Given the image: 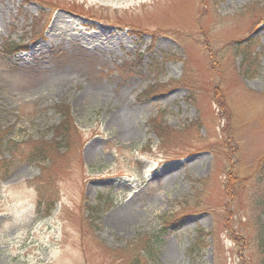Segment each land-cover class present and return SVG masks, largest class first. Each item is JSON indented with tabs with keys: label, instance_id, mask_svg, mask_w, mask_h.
Segmentation results:
<instances>
[{
	"label": "rangeland",
	"instance_id": "obj_1",
	"mask_svg": "<svg viewBox=\"0 0 264 264\" xmlns=\"http://www.w3.org/2000/svg\"><path fill=\"white\" fill-rule=\"evenodd\" d=\"M263 242L264 0H0V264H260Z\"/></svg>",
	"mask_w": 264,
	"mask_h": 264
},
{
	"label": "trees",
	"instance_id": "obj_2",
	"mask_svg": "<svg viewBox=\"0 0 264 264\" xmlns=\"http://www.w3.org/2000/svg\"><path fill=\"white\" fill-rule=\"evenodd\" d=\"M2 52L3 53H8V54H12V53H16L19 51L20 46L16 43H5L3 45V47H1ZM63 115V114H62ZM68 115L63 116V118H67ZM67 126V125H65ZM65 127H61L58 129V131H62L61 134L67 132L68 130L64 131ZM60 134V133H59ZM63 137V135L61 136V138ZM64 140V139H63ZM5 146H11L10 144H7ZM41 150V149H40ZM40 150H36L34 153L32 154H28V157L32 158V160H36V158H43L44 156V152L40 151ZM4 162L3 159L1 161V163ZM260 182V181H259ZM258 182V183H259ZM262 183V181H261ZM259 198H263L261 197V195H259ZM41 208V204L38 205V212L39 209ZM53 209V207L51 206L50 209L43 215V217L49 216L50 211ZM181 217V216H180ZM179 214H176L175 216L171 217L168 221H166L165 223H163V227L161 228V230L157 231V232H153L150 233L149 235H147L143 240L144 243H142L141 248L137 251V255L140 258H143L144 260H148L152 261L153 259H155V256L159 253L160 248L163 245V241L162 238L164 237L165 231L166 229L169 228V225L173 222H175L176 220H178L179 218ZM261 242V240H259V243ZM259 245V244H258ZM257 250L259 251V255H260V264H264V242L262 244H260L257 248ZM192 256V255H191ZM147 262V263H148ZM133 264H142V262L140 261V259L135 258V261L133 259L132 261Z\"/></svg>",
	"mask_w": 264,
	"mask_h": 264
}]
</instances>
